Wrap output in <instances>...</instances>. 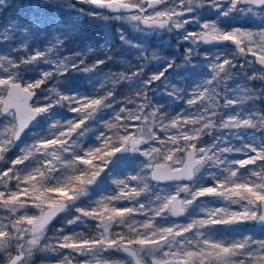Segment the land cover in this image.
<instances>
[{"label": "snow or ice", "instance_id": "1", "mask_svg": "<svg viewBox=\"0 0 264 264\" xmlns=\"http://www.w3.org/2000/svg\"><path fill=\"white\" fill-rule=\"evenodd\" d=\"M33 2L39 7L64 9L71 15L50 22L55 44L46 51L28 52L27 45H22L26 56L16 59L0 55V161H5L13 149L19 152L8 162L9 167L0 169V209L15 216L14 220L5 217L7 222L0 219V253L7 256L6 264H30L34 252L55 254L50 264H120L104 256L109 252L126 253L131 264H142L143 256L151 257V264H264V239L216 235L221 231L218 226L225 231H236L235 226L248 223L264 228V140H256L255 131H247L264 132V109L243 107L264 101V90L228 84L236 76L264 80V75L248 76L245 70V65L264 67V0ZM77 4L89 7L78 8ZM205 5L215 20L201 19L199 9ZM0 7H7L6 0H0ZM239 16L261 18L258 30L221 26V22L234 25ZM81 17L131 24L145 37L182 30L179 40L188 45L183 63L195 71L198 66L193 58L202 56L204 65L202 79L187 92L175 85L169 90L164 84V94L187 105L184 111L170 113L149 95L153 84L166 81V73L178 67L174 60H167L163 70L146 78L142 63L133 66L130 75H106L91 94L65 89L62 83L42 89L49 80L59 82L69 72H98L113 59L108 39L99 45L104 57L91 66L86 63L87 53L94 51L91 44L71 56H59L67 41L81 30ZM193 23L198 30L189 31L186 25ZM4 27L9 34L3 42H9L17 33L28 35L39 28L40 22L13 18ZM119 34L121 41L136 49L147 63V39L134 43L123 30ZM206 44L234 47L235 53L219 47L215 54L201 53L200 46ZM54 49L55 58L49 55ZM12 51L20 49L14 47ZM238 57H244V63L238 65ZM151 58L160 59L154 52ZM39 65L50 67L40 70ZM30 67L39 72V78L26 82L22 74ZM238 67L239 73L234 72ZM122 81L134 85L133 97L113 99L115 92L105 85ZM56 109L72 115L57 118ZM108 109L112 110L110 118L98 120V114ZM101 124L96 143L86 145L84 137ZM28 134L31 142L21 147L22 138ZM205 136L210 142L204 141ZM141 157L138 171L113 179L115 189L111 193L86 207L79 206L81 198L89 195L90 186L110 173L117 162ZM241 169H247L248 175ZM152 181L177 183L173 191H167ZM183 181L189 183H180ZM201 198H212L208 202L214 205L223 203L205 207ZM232 205H239V209ZM191 206H195L193 213L199 209L202 215L197 213L193 218L190 214L183 224L169 220L184 216ZM29 208L38 214H28ZM61 213H75L66 220L67 225L97 221V234L86 236L75 229L69 234L64 228H55L49 238L48 226ZM138 216L143 219L138 220ZM114 225L126 231H113Z\"/></svg>", "mask_w": 264, "mask_h": 264}, {"label": "rangeland", "instance_id": "2", "mask_svg": "<svg viewBox=\"0 0 264 264\" xmlns=\"http://www.w3.org/2000/svg\"><path fill=\"white\" fill-rule=\"evenodd\" d=\"M7 3H10V1H8ZM157 7H163V6L159 5ZM78 8H85V7H78ZM85 9H87V8H85ZM149 11H152V9H149ZM199 12H200V16H201L202 20H204V19L215 20L216 19L215 15L208 10L207 5H205V7L201 8V9H199ZM19 15H20V13H19ZM188 15L192 16L193 14L189 13ZM13 18H18V16H15ZM31 19H32V21H36V18L34 15L31 16ZM80 19H82V21H83L85 19V17H81ZM100 24L102 25V27L104 29V35H105L103 40H102V44L104 43L105 39H108L110 41V45H111L110 50L114 48L115 52H119L120 57H123L121 59L122 62H124L125 58L127 57V60L122 64L116 63V60L112 61V63L115 62L114 66L118 68V74L116 73V71H114L115 74H117V76L121 73L127 74L131 69H129V70H125V69L127 67L133 68V66H135V64H134V61H132V60H134V59L139 60L140 57H139L136 49L124 44L121 41L119 35H118V40L115 41V30L113 28L114 25L116 26L117 31H119V33L121 30H123L125 32V34L127 35L128 39L131 38L134 43H138V42H141L142 40L147 39L146 47L149 50L148 51L149 59L151 58V54L153 52L156 53L160 57V59H152L151 58L152 63H150V65L151 66H152V64L154 66L156 65L154 70H158V71H160V69L163 70L167 60H174L175 64L178 65V67H176L174 69H170L167 72V73H169V76L168 75L167 76L171 77V80H167V81H165V83H167L169 85V90H171V85H175L177 88H179L181 90H183L184 88L186 89L185 85H183L184 84L183 82H185L186 80L189 81L190 80L189 79L190 73H194V71L191 69V67H189L183 63V58L181 59V56H180L183 54L180 50V43L182 41L179 40V32L182 30H174L172 32H167L166 30H164V31H160L158 33L151 34V35H148L147 37H145L144 34L137 32L132 27L131 24L123 23L121 21L101 19ZM260 24H261V18L252 17V16H247V17L239 16L234 25H224L223 22H221L222 27L236 26V27L247 28V29H250L253 31L258 30ZM4 26L0 30L1 36H5V35L9 34L5 31ZM186 27L188 28L189 31L198 30L197 26L194 23L190 24V25H186ZM174 40H176V41L174 42ZM11 41L14 42L15 48H19L20 51L13 52V51H10L9 49H3L2 51H0V55L11 56V54H17L18 53L20 55V57L26 56L27 52H25L23 50V48H21L22 45H27V51L28 52H32L33 50H44V49L46 51V49L51 46L48 44H44V45L41 44L39 47L33 46L32 44L28 43V39L22 33H17L15 35L14 39ZM182 43L185 44L184 42H182ZM31 45L34 47V49H30ZM187 46H188L187 44L184 45V50ZM218 47L222 51H227L229 53H235L234 47H228L227 49H225L224 46L211 47L208 44L201 45L199 51L201 53L208 52L211 55V54H215ZM14 57H15V55H12V58H14ZM247 59L252 60L253 58L251 56H248ZM196 61H198L201 66H203V57L202 56H195L193 58V63L198 66ZM200 61H202V62H200ZM235 62L237 64L244 63V57H238L237 61H235ZM196 70L197 71L199 70V66L196 68ZM245 70H246L248 76H252L255 74V75H257V77H259V75H264V68L257 65V64H255L251 67H249L248 65H245ZM94 73L97 75L95 77V79L99 80V78L102 77L104 80V77L106 75H110L111 73H113V71H111V69H103L102 73H101L100 70L98 69V72H94ZM194 80L196 81V82H194V84L199 82V80H197L196 76H195ZM165 83H161L160 84L161 87H164ZM118 85L119 84L115 85L114 89H117ZM240 85H241V87H247V88L252 89L253 91H256V92H259L260 90H264V80H261L259 78L249 80L247 82L245 80H242L240 82ZM189 89H191V88H189ZM152 93H153V88H152V91L150 92V94L152 95ZM237 94H240L239 89H237ZM128 97L129 98L133 97V90L129 93ZM263 106H264V101L257 100V101H255L254 104L252 102H249L248 104H245L243 107L246 110H248V109H264V108H262ZM184 109L185 108H183L181 110V112L184 111ZM109 118H110V115H107L106 120ZM218 123H219V121H218ZM101 127H102V124L98 125L96 127V130L93 134L94 135L93 140L91 141V143H96L95 134L99 130V128H101ZM32 131L37 132V131H40V129H33ZM247 131L250 134L253 131H255V139L256 140H264V132L251 130V129H249ZM22 139H23V144L20 145L21 147L24 146V144L30 143L32 140V136L30 134H28L25 137H23ZM84 143L86 145L91 144V143H88L86 141L85 137H84ZM18 154H19L18 149H13L12 151H10L6 156V160L2 161V162L0 161L1 162L0 163V169H4L6 167V165H8L6 163H8V161H11L12 155H14L16 158V156ZM237 158H239V157H237ZM142 159L143 158L141 157L140 159H137L135 161H131V160L119 161L120 163H119L118 167H116V164H115V166L112 167V169H114V170H112L106 176L102 175L101 180L98 181L97 184L90 186L89 195L81 198V201L78 202L79 206L86 207L88 203H91L92 201L99 199L103 195H107V194L111 193L115 189V184L113 183V179L114 178H123V176L129 172L138 171L140 161ZM248 167L253 168L254 166H248ZM241 173L248 175L247 169H241ZM57 175H59V173ZM253 179H255V178L253 177ZM13 183H15V182L13 181ZM151 183L157 184L156 182H153V181ZM176 183L177 182L172 183V184H159V187L161 189H166L167 191H173ZM187 183H189V182H187ZM144 199H145L144 197H141L142 201ZM201 199L203 201H205V204H204L205 207L219 206L220 204L223 203L222 201H218L214 205V204L208 202V201H211L212 198H201ZM197 203L199 204L200 201H197ZM194 207L195 206H191L189 208L188 212L185 213V217L183 219H176L174 217H169V220L170 221H176V222L181 223V224L186 223L189 219L190 214L194 218V216L197 213H199V209L196 210V213H193ZM232 208L233 209H239V205H232ZM26 211L28 212V214H38V210H36L35 208H29ZM199 214L202 215V213H199ZM8 215H9V213L0 209V219H5V217L9 218ZM18 215H20V213H18ZM73 215H75V213H62V214H60L57 217V219L55 220V222L53 224H51L50 226H48L49 227L48 237L49 238L53 237V235H54L53 230L55 228H64L65 233H69V234L73 231V229H75L76 231L83 232L86 236H94L97 234L96 225L98 222L94 221V220H89L86 223H81L79 225H67L66 220L71 218ZM137 219L142 220L143 217L138 216ZM5 220H7V219H5ZM218 227L221 228V231L216 233L217 237H219V238L229 239L232 237L239 238L241 235H252L257 239H264V228L256 226L255 223H248V224H244V225L235 226L236 228H239L238 230H241V229L244 230L240 234H235V231H225V230H223V226H218ZM112 230L116 231V232L126 231L125 229H123L122 226L116 227L115 225L113 226ZM25 239H27V237ZM49 242H53V241L50 239ZM41 243L43 244L44 241H42ZM64 251L67 252L68 250H64ZM104 256L109 258L111 261H119L120 264H131V259L128 256H126L123 252L104 253ZM142 256H143V254H142ZM55 259H56V257H55V254H53V253H50V252H34L31 259H30V264H50V262L54 261ZM78 259L83 261L84 259H86V257H78ZM6 261H7V256L4 253H0V264H6ZM143 261L151 263V257L143 256Z\"/></svg>", "mask_w": 264, "mask_h": 264}, {"label": "trees", "instance_id": "3", "mask_svg": "<svg viewBox=\"0 0 264 264\" xmlns=\"http://www.w3.org/2000/svg\"><path fill=\"white\" fill-rule=\"evenodd\" d=\"M8 1H10V3H7ZM31 2L32 0H6L7 7H0V30L5 24H8L15 16H18V18H20L22 21L27 22L29 21L31 16L34 15L36 18V21L40 22V27L33 28L32 31L28 35L24 34L25 37L28 39V43L32 44L33 46H38V47L41 44L42 45L48 44V45L53 46L55 44V39H54L55 34L51 31L50 26L48 25L53 19L67 17L71 15V13L68 11H65L64 9H52L48 7H39L37 3L35 2L31 3ZM72 2L75 3L76 0H72ZM30 3H31L30 7L24 6ZM77 7L88 8L89 6L84 5V4H77ZM100 23H101V19L85 17V19L82 21V24H81V30L74 35L73 39L67 41V43L63 46V49L59 51V56L61 58H63L64 56H71L73 53L85 50L87 46L91 44L94 46V51L91 53H87L86 63L89 66H91L97 59H102L104 57V52L102 49H100L99 45L102 44V40L105 35H104V29ZM113 28L115 30V41H117L118 35L120 37V34H119V31H117V28L115 25L113 26ZM57 31H60V30H57ZM3 37L4 36L0 35V51H2L3 49H9L10 51H12V48L15 47L14 42L12 41L3 42ZM129 39L133 41L131 38ZM175 41L176 40H174V42ZM32 45L30 49H34ZM184 45L185 44H183L182 42L180 43V50L183 53L182 55H180L181 59L184 58V52H185ZM110 53L113 59H111L108 63L101 65L99 70L102 73L103 69H111L113 73H115L114 71H116V73L118 74V68L114 66L115 62L112 63V61L116 60V63L122 64L127 60V57L125 58V61L122 62L121 59L123 57H120V53L115 52L114 48L110 50ZM55 54L56 52L54 49V52L50 53L49 55L55 58ZM12 55H15L14 58L16 59L20 58V55L18 53L11 54L10 57H12ZM132 61H134L135 66L138 65V63L144 64L145 78L148 76H151L154 73L159 72L158 70H154L156 65L155 66L153 64L152 66L150 65V63H152V59L151 58L149 59V56H148L147 63H145L141 59L139 60L134 59ZM196 62L199 66V70L198 71L195 70L194 73H190V78L188 77L190 80L189 81L186 80L185 82H183L184 83L183 85H185L186 87V89L185 88L183 89L184 92H187L189 88L193 87L194 82H196L194 80L195 76L197 77V80L199 81L202 79L201 74L204 72V65L201 66L198 61ZM36 67H38L40 70H44V69L49 68L50 66L49 65H39ZM129 69L132 70V68H129V67H127L125 70H129ZM131 70L127 74L130 75ZM239 71H240L239 67L234 70V72L236 73H239ZM22 75H23L24 81L26 82H31L32 80L39 78V72L37 70H33L32 67H30L28 71L23 72ZM167 75L169 76V73H166L167 80H171V77H168ZM96 76L97 75L95 73L83 74V73H77V72H69L66 77L59 78V82L55 79L49 80L47 84L42 86V89H51L53 87H58L60 86V83H62L65 89H78L81 92H88L89 94H91L93 93L94 87H99V85L102 82H104L102 77H100L99 80L95 79ZM242 80H245L243 76H236L235 79L228 81V84L229 86L235 88L237 83L240 84ZM245 81L247 82L249 80H245ZM161 83H165V81L156 82L155 84H153L152 85L153 93L152 95L149 93V95L152 96L155 102L159 104H163L165 108L170 113H173V114L177 112H181L183 108L187 107V105L184 103L183 100H178V101L173 102L171 97L164 94V87H161L160 85ZM105 87L108 89H112L115 92V97L113 99L122 100L125 97H128L129 93L133 90L134 85H130L128 81H122L121 83H119L117 89H114V86L112 85L111 82H108L105 85ZM104 90L105 89H101V91H104ZM38 94L42 95L45 93L43 91H38ZM119 106L120 105H117V107ZM128 107L132 108L133 106L129 104ZM262 108H264V106ZM55 111L58 112L57 118H60V119H63L71 115L67 113L66 110H63V109H56ZM111 111H112L111 109H108L105 112L99 113L97 119L99 120L101 117H103L106 120L107 115H110ZM97 126L98 125H95L92 128V130H90L85 136V139L88 143H91V141L93 140V136H94L93 134ZM161 135L163 136L162 133ZM204 141L210 142L209 137L205 136ZM14 158L15 156L12 155L11 160ZM119 163L120 162L116 163V167L119 166ZM6 164L8 165H6L5 168L9 167L10 163H6ZM9 186L11 187L12 185H9ZM16 215H18V213ZM8 217L9 219H12V220L15 219V216H12L11 214H9ZM5 222H7V220H5ZM236 229L237 230L235 231V234H240L242 231H244L243 229L241 230H238L239 228H236Z\"/></svg>", "mask_w": 264, "mask_h": 264}, {"label": "water", "instance_id": "4", "mask_svg": "<svg viewBox=\"0 0 264 264\" xmlns=\"http://www.w3.org/2000/svg\"><path fill=\"white\" fill-rule=\"evenodd\" d=\"M209 46H211V47H216L217 45H213V44H208ZM220 46H223V45H220ZM258 65V64H257ZM260 66V65H259ZM262 67V66H261ZM264 68V67H263ZM33 130V129H32ZM153 182H156V181H153ZM176 181H160V182H156V183H159V184H172V183H175ZM188 181H183V182H181V183H187ZM62 214V213H61ZM60 215V214H59ZM58 215V216H59ZM57 216V217H58ZM57 217L52 221V223L51 224H53L54 222H55V220L57 219ZM185 217V215L184 216H180V217H174V218H176V219H183ZM50 224V225H51ZM49 225V226H50ZM256 226H258V227H261V226H259V225H257L256 224ZM126 256H128L126 253H124ZM129 257V256H128ZM130 258V257H129ZM131 259V258H130ZM142 264H151V263H149V262H145V261H142Z\"/></svg>", "mask_w": 264, "mask_h": 264}]
</instances>
